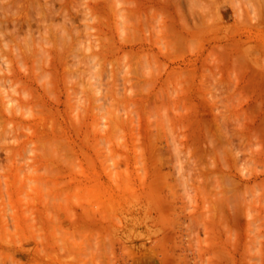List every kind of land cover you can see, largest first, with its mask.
Returning <instances> with one entry per match:
<instances>
[{
	"label": "rangeland",
	"instance_id": "obj_1",
	"mask_svg": "<svg viewBox=\"0 0 264 264\" xmlns=\"http://www.w3.org/2000/svg\"><path fill=\"white\" fill-rule=\"evenodd\" d=\"M0 39V264H264V0H0Z\"/></svg>",
	"mask_w": 264,
	"mask_h": 264
},
{
	"label": "bare ground",
	"instance_id": "obj_2",
	"mask_svg": "<svg viewBox=\"0 0 264 264\" xmlns=\"http://www.w3.org/2000/svg\"><path fill=\"white\" fill-rule=\"evenodd\" d=\"M48 3H49V2H48ZM0 40H2V39H0ZM53 46H56V45H53ZM57 46H58V45H57ZM57 46H56V47H57ZM61 46H62V45H61ZM61 46H60V48H61ZM56 47H55V48H56ZM58 48H59V46H58ZM60 48H59L58 50H60ZM63 48H64V47H63ZM63 48H62V50H63ZM53 50H54V49H53ZM56 50H57V49H56ZM64 51H65V48H64L63 52H64ZM66 51H67V50H66ZM56 52H57V51H56ZM56 52H55V53H56ZM60 52H62V51L60 50ZM60 52H59V53H60ZM63 52H62V53H63ZM59 53H58V54H59ZM62 53H61V54H62ZM64 53H65V52H64ZM64 53H63V54H64ZM61 54H59V55H61ZM63 54L60 56V57L62 58V59H61L62 61H64V58H65ZM67 54H68V53H67ZM55 56L58 57L57 54H55ZM56 57H54V58H56ZM54 58H52V59H53L54 61H56ZM56 59H57V58H56ZM58 59H59V61H60V58H58ZM65 59H66V58H65ZM49 60H50V59H49ZM50 61H51V60H50ZM62 61H60L61 63L59 62L61 65H62ZM52 62H53V61H52ZM57 63H58V62H57ZM50 64H52V65L55 66V64H53V63H51V62H50ZM57 65H58V64H57ZM55 67H56V66H55ZM63 70L65 71V67L63 68ZM63 70H62V71H63ZM63 73H64V72H63ZM63 73H62V74H63ZM75 74H77V71L74 70V69H72V68L69 69V70L67 71V76H68V77L73 78V77L75 76ZM64 75H65V74H64ZM63 78L65 79V76H64ZM48 81H49V80H48ZM44 84H45V83H43V85H44ZM76 84H77V83H76ZM47 87H48V85H47ZM44 88L47 89L45 86H44ZM51 88H52V86H51ZM76 88H77V87H76ZM48 89H49V87H48ZM76 90H77V89H76ZM76 90H75V87H74V85H73V83H72V85H71V93H72V95H73L72 97H75V98L77 97V91H76ZM49 91H50V90H49ZM46 92L48 93V91H46ZM56 92H57V91H55V93H56ZM69 92H70V91H69ZM49 95H50V94H49ZM50 99H51V98H50ZM54 99H55V98H54ZM52 102H53V101H52ZM56 102H57V100L55 101V103H56ZM42 116H43V115H42Z\"/></svg>",
	"mask_w": 264,
	"mask_h": 264
}]
</instances>
